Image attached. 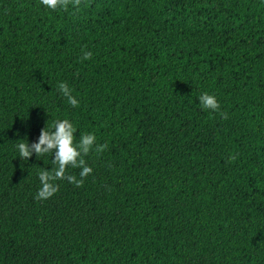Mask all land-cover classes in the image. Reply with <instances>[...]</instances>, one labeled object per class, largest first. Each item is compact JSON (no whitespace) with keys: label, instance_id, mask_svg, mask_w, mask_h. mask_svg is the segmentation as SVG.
<instances>
[{"label":"trees","instance_id":"1","mask_svg":"<svg viewBox=\"0 0 264 264\" xmlns=\"http://www.w3.org/2000/svg\"><path fill=\"white\" fill-rule=\"evenodd\" d=\"M63 119L108 147L37 200ZM0 264H264V0H0Z\"/></svg>","mask_w":264,"mask_h":264},{"label":"clouds","instance_id":"2","mask_svg":"<svg viewBox=\"0 0 264 264\" xmlns=\"http://www.w3.org/2000/svg\"><path fill=\"white\" fill-rule=\"evenodd\" d=\"M41 4L53 11L62 8L65 11L71 4L74 7H79L82 0H40ZM92 58L91 52H84L82 59L88 60ZM58 89L67 97L68 103L72 107H79V101L71 95V89L67 83L61 82ZM199 102L203 109L217 112L220 110V103L217 97L207 92L199 97ZM224 119H227L226 113H221ZM55 131H48L46 128L41 130L38 142L29 144L28 142H20L16 145L19 156L22 160H28L33 153L36 156L44 155L49 152H54L53 163L55 168L42 170L38 177L41 183L35 199L48 200L59 191V180H67L76 187H83L85 179L92 174L93 168L86 164L84 159L90 151L93 150L102 153L108 145L97 144L94 133L82 134L79 142H75V133L77 129L68 119L58 120L54 123ZM230 160H235L236 156H230ZM69 167L81 169L79 179L75 175H66Z\"/></svg>","mask_w":264,"mask_h":264}]
</instances>
